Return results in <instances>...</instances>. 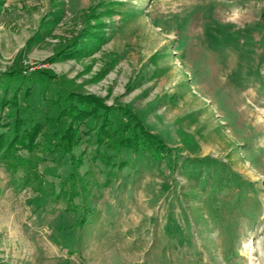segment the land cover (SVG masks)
Masks as SVG:
<instances>
[{
	"label": "rangeland",
	"instance_id": "obj_1",
	"mask_svg": "<svg viewBox=\"0 0 264 264\" xmlns=\"http://www.w3.org/2000/svg\"><path fill=\"white\" fill-rule=\"evenodd\" d=\"M14 93L0 133L43 128L13 153L31 163L0 158V264H264V0H0V102ZM69 93L127 110L167 152L84 135L73 180L48 147Z\"/></svg>",
	"mask_w": 264,
	"mask_h": 264
},
{
	"label": "trees",
	"instance_id": "obj_2",
	"mask_svg": "<svg viewBox=\"0 0 264 264\" xmlns=\"http://www.w3.org/2000/svg\"><path fill=\"white\" fill-rule=\"evenodd\" d=\"M84 35L88 36V34ZM83 45L77 46V43L74 42L66 55L68 56L70 54L72 56L73 54L81 52L84 50ZM45 74H47V77H41L42 80H44L43 82H47L50 79L48 73ZM13 76L14 75H10L7 77ZM4 79L6 78L4 77ZM20 82H22V80H20ZM7 88L8 85L6 84L5 89ZM16 90L17 89H15V91ZM28 90L29 88L25 91V97L28 96ZM10 99L11 100H5L2 97L0 107L8 103L16 105V94L12 95ZM55 105L57 113L50 119L54 121L56 129L49 137L48 147L52 146L54 151L61 150L68 156L70 165L68 176L73 180L79 178V169L84 163L82 155L76 156L73 151L81 144L84 135H90L95 139V144L98 147L97 149L104 146L106 149L112 150L118 155L123 151L139 155L148 152L153 155V157H158L165 155L164 153L167 152V148L160 139L145 131L141 122H139L134 115L130 114L125 109L107 107L98 97L69 93L66 94L65 97L60 95ZM87 120L94 121V126L90 127ZM24 123L22 117L15 116L13 123L7 126V130L0 133V158L8 161V159L12 157L18 162L26 160L27 158H22L13 154L18 147L28 153L34 152L36 148L35 141L40 135L43 127L40 123H36L30 125L27 130H21ZM82 127L86 129L84 133L82 132ZM97 149L95 159H101L102 157L104 159V164L106 166L109 165V158L111 156H108L104 152L100 153ZM26 162L29 164L31 160L28 158ZM127 164L128 162L126 160H122L119 164H113V166L122 169L125 168ZM25 172L29 174L28 170ZM79 215L80 218L77 222V226L82 227L85 225L86 216L90 215V211L84 207Z\"/></svg>",
	"mask_w": 264,
	"mask_h": 264
}]
</instances>
